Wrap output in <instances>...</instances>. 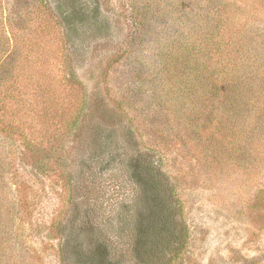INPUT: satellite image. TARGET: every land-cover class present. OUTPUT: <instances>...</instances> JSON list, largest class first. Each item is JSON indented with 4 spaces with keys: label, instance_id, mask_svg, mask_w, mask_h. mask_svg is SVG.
Instances as JSON below:
<instances>
[{
    "label": "rangeland",
    "instance_id": "obj_1",
    "mask_svg": "<svg viewBox=\"0 0 264 264\" xmlns=\"http://www.w3.org/2000/svg\"><path fill=\"white\" fill-rule=\"evenodd\" d=\"M1 9L12 46L0 87V264H99L78 253L94 248L96 219L103 240L128 247L114 219L119 187L136 196L137 157L159 166L183 233L163 264H264V110L263 124L235 120L219 91L254 76L264 108V0ZM121 253L116 264H151Z\"/></svg>",
    "mask_w": 264,
    "mask_h": 264
},
{
    "label": "trees",
    "instance_id": "obj_2",
    "mask_svg": "<svg viewBox=\"0 0 264 264\" xmlns=\"http://www.w3.org/2000/svg\"><path fill=\"white\" fill-rule=\"evenodd\" d=\"M85 8V5H82L80 9L76 8L73 12L82 14L84 11L86 12ZM1 12H3L2 9L0 10V19L2 20L3 13ZM11 44L5 23L0 24V87L9 80V73L5 71V63ZM224 67L227 69L226 66ZM253 78L255 77L253 76ZM253 78L251 75L239 73L233 81H230L233 87L219 90L222 99L224 96L230 95L232 103H235V106L232 105L231 108L225 109L227 106L223 101V104L225 103L222 105L224 110L221 108V111L223 114L226 111H231V116L234 115L235 120L239 115L238 112H243V116L248 120L251 117H256L260 124H263L264 108L263 100L260 97L263 92L251 87ZM0 119H2L1 115ZM258 129H251L248 134L252 135ZM134 166L133 180L137 185L136 196L133 192L129 193L130 189L125 191V186L122 189L119 187L117 209L115 210L118 221L114 219L117 223L118 234L122 235L120 236L121 241L128 247L118 245L114 247L107 240H103L102 234H100L102 232L100 221L96 219L97 242L90 253L85 251L82 245L78 247L79 256L82 258L89 259L93 263L116 264L125 254H120V252L128 249L135 253V258L142 263L147 261L151 264H163L167 261L171 249L178 244L183 233L176 221L174 200L167 191V184L160 173L159 166L152 159L142 157H137L133 161ZM115 255L119 256L117 260Z\"/></svg>",
    "mask_w": 264,
    "mask_h": 264
}]
</instances>
